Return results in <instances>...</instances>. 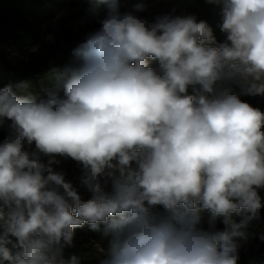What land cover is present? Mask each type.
Masks as SVG:
<instances>
[{"label":"clouds","instance_id":"1","mask_svg":"<svg viewBox=\"0 0 264 264\" xmlns=\"http://www.w3.org/2000/svg\"><path fill=\"white\" fill-rule=\"evenodd\" d=\"M88 2L99 27L43 98L0 88V264H79L64 249L85 224L110 238L99 264H238L264 207V111L241 99L264 96V0H208L219 43L194 16Z\"/></svg>","mask_w":264,"mask_h":264},{"label":"rangeland","instance_id":"2","mask_svg":"<svg viewBox=\"0 0 264 264\" xmlns=\"http://www.w3.org/2000/svg\"><path fill=\"white\" fill-rule=\"evenodd\" d=\"M137 3H144L147 6V10L139 15L149 20L154 19L157 15L172 14L181 17L194 16L197 22L201 21L200 6L194 0H121L122 11L132 10ZM50 8L41 24L30 20L22 21L23 25H27L29 31L39 33L38 40L34 41L26 51H20L10 43L0 41V71L6 60L21 73L28 74L32 71L42 73L41 76L38 73L35 74V78H38V85L29 81L27 86L29 94L38 96V99L43 98L46 91L56 85L65 66L72 61V55L66 54V50L75 47L87 33L99 27V24L90 18L87 11L89 6L74 7L69 4V0H55ZM205 9L211 14H216L222 20L220 8L217 5L206 0ZM10 20H14V18L7 16L5 19V13L0 11V31L5 28V21ZM220 26L214 27L216 29L213 32L218 43L224 42L226 38ZM152 66L157 67L158 62L153 61ZM45 69L47 71L43 72ZM8 134L7 126L0 128V141ZM43 159L47 162L48 158L43 157ZM55 159L57 163L52 165L53 171L63 172L65 179L71 181L79 189L81 196L90 194L80 185L82 171L77 163L70 158L61 156H56ZM262 192H264V188H262ZM235 221L239 222L240 219ZM216 227L222 230L224 225L217 223ZM246 231L248 238L241 243L238 264L248 261L258 252L264 254V240L260 238L261 235H264V207L261 208L260 219L253 221ZM72 246L93 250L98 259V262L93 264H99L100 260L107 255L101 244L93 239L77 238L74 239Z\"/></svg>","mask_w":264,"mask_h":264},{"label":"trees","instance_id":"3","mask_svg":"<svg viewBox=\"0 0 264 264\" xmlns=\"http://www.w3.org/2000/svg\"><path fill=\"white\" fill-rule=\"evenodd\" d=\"M55 0H0V11L5 13V19L8 17L14 18V20L5 21V28L0 31V41H5V43H10L14 45L20 51H26L31 44L38 40L39 33L29 31L27 25H23L22 21H34L37 24H41L44 21V17L47 12L50 11L51 5ZM199 4L200 10L199 15L201 20L206 21L208 25L214 32V27L222 24V20L214 13H209L208 10L205 9L206 0H194ZM69 4L74 7L79 6H89L88 0H69ZM22 18V19H21ZM11 19V18H8ZM74 47L66 50V54L72 55V50ZM61 66V64H58ZM45 69L43 72H46ZM42 75L41 72H34L24 74L17 70H15L6 60L2 66V70L0 71V88L8 84H12L14 86L21 85L19 89H17L18 94L20 95H30L28 92V83L29 81H33L34 85H38L37 79L35 78V74ZM33 96V95H32ZM38 98V96H35ZM241 99L245 102L249 103L251 106L255 108H259L261 111H264V96H241ZM258 195L261 199V203L264 204V192H262V188L257 190ZM83 200H87L91 198V194H86L81 196ZM10 209L5 207L0 210V224L3 222V218H6ZM203 216L205 217L204 227L207 225V218L210 216L208 211H204ZM234 220L241 219L239 215L233 214ZM222 218H218L216 224H223ZM93 239L96 242H99L102 248L108 253L109 248V237L103 235L101 231H93L89 228L87 224L83 227H78L74 230V239ZM14 239V238H13ZM75 256L79 262V264H93L97 263L98 259L93 250H86L83 247H66L64 249V257L66 259ZM264 264V254L258 252L254 256H252L248 261L240 264Z\"/></svg>","mask_w":264,"mask_h":264}]
</instances>
